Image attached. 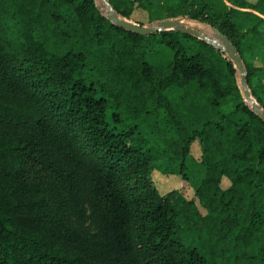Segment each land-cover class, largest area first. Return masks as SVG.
<instances>
[{
  "label": "trees",
  "instance_id": "16d2710c",
  "mask_svg": "<svg viewBox=\"0 0 264 264\" xmlns=\"http://www.w3.org/2000/svg\"><path fill=\"white\" fill-rule=\"evenodd\" d=\"M108 1L128 20L138 4L157 21L182 14L224 32L264 108L253 61L264 17L240 10L245 0ZM161 44L173 59L153 64ZM237 74L208 41L128 30L99 0H0V264L263 263L264 118ZM162 108L176 132L154 148L139 129ZM196 139L204 214L178 191L160 194L151 175L164 149L186 170Z\"/></svg>",
  "mask_w": 264,
  "mask_h": 264
},
{
  "label": "rangeland",
  "instance_id": "374dc122",
  "mask_svg": "<svg viewBox=\"0 0 264 264\" xmlns=\"http://www.w3.org/2000/svg\"><path fill=\"white\" fill-rule=\"evenodd\" d=\"M245 2L249 5L237 7L245 12H255L264 17V0H245ZM229 3L231 4L232 2L229 1ZM99 4H105L104 7L107 10L109 9L105 1L99 0ZM257 7L259 9H257ZM163 13L165 15H170L169 12ZM130 19L132 21L145 25H157L158 22L162 20H154L156 19L155 14L151 13L150 17L149 10L142 6H139L138 4L135 5ZM177 20L187 24L188 26L197 28L205 32L209 36L216 37V33L214 31L215 26L207 22L195 20L189 16H184L182 14H179V16H177ZM254 55V63L256 65H264V53L257 50L255 51ZM172 59L173 52L163 44L157 46L149 53V60L153 64H168L172 61ZM237 76L241 92L243 94V97H245L241 83V75L239 72ZM193 88V85L189 87L174 86L169 92V97L174 103L178 104V102H180V99H182L186 95V93L191 91ZM246 102L251 105V102L249 100H246ZM177 106L178 105H176L174 108L177 109ZM195 115L196 114H192L191 117L192 120L196 122V119H198L199 116ZM155 116L157 117L154 118L153 116V119H147L146 126H142L139 131L141 132L140 135L144 134V137L146 138V140H148L147 142L149 145L154 148H160L164 144L163 141L166 137L175 135L176 128L171 122L168 121V114L165 108L159 109L158 114H156ZM189 123L191 124V122ZM158 150L161 151V149ZM202 153V144L199 139H196L191 145L190 153L186 156L187 168L186 170L181 172L179 171L180 158H171L168 150L164 149V152H160L154 158L151 175L152 180L160 194L164 195L170 192L178 191L184 196L186 200H194L198 210L204 214L206 213L207 209L200 201L197 193V189L206 174V168L201 163ZM231 183V180L227 176H224L221 182V186L225 189L228 188ZM257 263L264 264V262L262 263L260 259L257 260ZM230 264H237V261H232ZM239 264L244 263L241 262ZM251 264H254V262Z\"/></svg>",
  "mask_w": 264,
  "mask_h": 264
},
{
  "label": "water",
  "instance_id": "95a60500",
  "mask_svg": "<svg viewBox=\"0 0 264 264\" xmlns=\"http://www.w3.org/2000/svg\"><path fill=\"white\" fill-rule=\"evenodd\" d=\"M103 1L107 3L109 9L107 10L104 7L105 4H102L100 6L102 7V11L107 14L108 18L111 21L115 22L116 24L122 27H125L128 30L135 31L141 34H148L151 32H156L164 29H176L186 33L193 34L199 38L208 41L217 48L224 50L232 59V61L236 65L238 72L241 75V83L246 100H249L251 102L252 108L256 111V113L264 118V108L256 101V99L251 94V90L249 88V84L247 80V68L239 52V49L224 32L214 27L216 37H212L206 34L205 32L197 28L188 26L187 24L176 19H164L159 21L157 25L140 24L132 20H128L126 18L121 17L120 14L114 9V7L111 5V3L108 0H103Z\"/></svg>",
  "mask_w": 264,
  "mask_h": 264
}]
</instances>
